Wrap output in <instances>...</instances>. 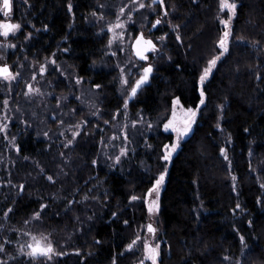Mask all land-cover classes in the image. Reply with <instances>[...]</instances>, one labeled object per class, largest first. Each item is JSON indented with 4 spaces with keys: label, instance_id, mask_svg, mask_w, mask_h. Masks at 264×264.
<instances>
[{
    "label": "trees",
    "instance_id": "trees-1",
    "mask_svg": "<svg viewBox=\"0 0 264 264\" xmlns=\"http://www.w3.org/2000/svg\"><path fill=\"white\" fill-rule=\"evenodd\" d=\"M29 2L27 21L38 31H31L11 89L0 84V109L7 99L9 118L0 132V264H137L140 249L125 246L141 236L149 181L165 167L160 264H264V0H236L229 51L203 85L193 133L169 164L160 157L173 135L162 127L173 98L185 108L200 99V74L218 54L220 0H169L180 39L157 32L167 40L166 56L133 97L137 62L104 33L119 9L114 0ZM150 17L146 11L142 23ZM41 64L47 74L40 95L25 96L23 85ZM78 122V136L65 147L68 126ZM121 147L127 155L110 167ZM23 231L45 236L65 254L18 258L14 240Z\"/></svg>",
    "mask_w": 264,
    "mask_h": 264
},
{
    "label": "rangeland",
    "instance_id": "rangeland-1",
    "mask_svg": "<svg viewBox=\"0 0 264 264\" xmlns=\"http://www.w3.org/2000/svg\"><path fill=\"white\" fill-rule=\"evenodd\" d=\"M21 1H23V3ZM114 2L116 4L117 8L118 7H119V9L121 7L124 8L123 13H121L119 11V9L117 10V13H116V17L119 16L120 20L124 21V25L122 28L121 27H114L113 31H109L108 26H107L104 29V33L107 34L109 40L110 39L112 40L111 45L113 47L116 45H120L122 51H124V49H128L131 59H133L134 61L137 62V65H136L137 66V73H136L135 80L139 78L138 73L140 72V70L143 67L147 66L148 64L153 65L152 75L155 74L156 67H157L158 63L161 62L166 56L165 46H166V41H167L165 36H158L157 32L160 29H165L168 31V33H173L174 35L178 36L180 26L178 24H176L173 20L174 16L176 15V10H174L173 7L170 5L169 0H168V3H167V0H165V5H164V8L167 11V15H164V12L160 6H155L153 4L154 0H131L130 2L129 1L123 2V0H114ZM230 2L236 3V0H230ZM141 3L144 5V7H139V5ZM167 4H168V6H167ZM236 5L238 7L237 3H236ZM13 8H14L15 13L13 14V16L10 15L8 20L13 24H16V23L21 24V28L15 30L14 32L9 33V35L7 37L4 36V38L2 39V42L5 41L7 45L6 46H4V45L0 46V63H4L7 55H11V54L13 55L15 52H18V51L20 53L17 56L16 55L10 56L11 57L10 66L12 69L11 73L16 78L11 79V80L5 79V78L0 79L1 86L2 85H8L10 87V89H11L12 82L16 81V79L20 75V71H21L20 64L22 63L21 58L25 59L26 55H27V50H25V45L28 42V40L30 39V37L33 36L31 31L35 30V29H33V26H30L28 21H27V17H28L27 15H28V12L31 8V3L29 2V0H17V2L14 3ZM102 8H104V7L102 6ZM105 10H107L106 6H105ZM146 11L151 12V17L146 24H143L142 23L143 18H141V17L144 16ZM219 12L220 13L217 17V20H218V24H219V27L221 30V32H220V36H221L225 30L232 31L233 21L235 19L236 14L233 15L232 20L229 23L228 29H226L225 25L220 23V20L221 19H227L229 12L227 9H224L223 11L220 10ZM129 13H131V19H129V17H128ZM116 17H115L114 21H112V23H110V24L116 25L119 23V21H117ZM157 18L160 19L161 23L156 25L154 27L155 28L154 33L149 35L148 33L151 30V28L153 27V25L155 24V21L157 20ZM133 23L134 24L136 23L138 26L137 30L134 32L130 30V27H131L130 25ZM35 31L37 32L38 30H35ZM29 33H31L30 36L28 35ZM114 33L117 34V35H115V37H114ZM139 33H143V35L145 37H148V36L151 37L154 44L156 45V49L151 50L148 53V55H147L148 60H146L145 62L139 61L135 57L133 50H132V44H133L135 38L137 37V35ZM25 37H28V38L25 39ZM161 37H163V39H161ZM231 40H232V32H231V35L228 37V45H230ZM9 45H15V47H11ZM216 47L218 49V53L220 51H222L221 49H219L218 44L216 45ZM52 60L53 59L51 58V60H50L51 63H52ZM44 65L46 68L45 72L41 73L40 67H39L37 72H36L35 79H33V75H32L30 78V82L23 85V87L25 88L24 93L28 92L27 86L29 84H31L32 88L39 89V92L29 93V95H34V94L40 95L41 91H40V86L38 84L40 83L39 81L43 80L47 74V65L46 64H44ZM23 80L26 81L27 80L26 77H25V79L23 78ZM35 84H37V85H35ZM198 84H199L198 90L200 91V88L203 86L200 83H198ZM82 91H89V90L83 89ZM86 97H88V99L90 98V91L86 92ZM197 104H199V101ZM3 105H4V101H3ZM202 106L203 105H200V109ZM185 109L186 108L183 107L181 104L177 105L175 107V115H173V110H174L173 104L171 105L169 119L173 120L177 127H181L183 125L184 120L187 117V113H186ZM200 109L197 111L196 120L192 125L191 131L186 136H184L183 139L180 141V144H179L177 150L172 153V158L177 153L182 142H184L193 133V130L195 128V125L197 122V117H198ZM4 125H7V128L3 131V132H6V130L8 129V125H9V118L7 117V111H6L5 105H4L3 109H0V127H3ZM68 130L72 134L73 129H71V130L68 129ZM162 130L165 133H169V134L173 135L172 143H174L176 141V137H177L176 132L172 131L171 129L168 131H165L164 127H162ZM172 158H171V160H172ZM171 160L166 161V163L169 164L171 162ZM164 187H165V184L163 183L159 188V197H158L159 210L158 211H154L153 213H149L148 212V204L145 202V198H144V203L146 206L148 216H147V220L144 224L143 232L140 236L141 239L137 240V242L135 244V245H137V248H139L141 251L140 259H143L144 241L145 240H147L149 244H153V245L156 242H159L160 245H162V243H163V240H162L163 225H162L160 217H159V212H160V199H161V195H162V191H163ZM147 199L148 200H155V199H157V196L155 193H153L151 196H148ZM148 223H152L153 226L157 229V231L154 235L147 231V224ZM33 237H36V239H40L41 237L46 238L45 236L31 235V234H28L24 231L20 234H17V237L14 240V244L16 245L15 254L17 255L18 258L22 257V258H26V259H33L32 257H29L25 253H22L19 251L20 246L26 245L27 243L32 242ZM46 240H47V238H46ZM38 258H43V257H37L36 259H38ZM145 264H151V261L146 260ZM159 264H160V258H159Z\"/></svg>",
    "mask_w": 264,
    "mask_h": 264
},
{
    "label": "snow or ice",
    "instance_id": "snow-or-ice-1",
    "mask_svg": "<svg viewBox=\"0 0 264 264\" xmlns=\"http://www.w3.org/2000/svg\"><path fill=\"white\" fill-rule=\"evenodd\" d=\"M154 2H155V0H154ZM163 3H164V0H160L161 6H163ZM72 7H73V5L71 3H69V5H68L69 11H71ZM139 7H144V5L141 3L139 5ZM219 7H220L221 11H223L224 9H227L229 12L227 19H221L220 20V23L225 25V28L228 29L229 23L232 20L233 15L236 14L237 5L235 2H230V0H220ZM11 8H12L11 0H3L2 9L5 12V14H7L11 10ZM119 11L121 13H123L124 8L121 7L119 9ZM164 15H167V12H165ZM128 17H129V19H131V13L128 14ZM116 19H117V21H119V23L116 25L109 24L108 25L109 31H113L114 27H121V28L123 27L124 21H121L119 16H117ZM160 23H161L160 19L157 18L153 27H155L156 25H158ZM44 27L47 28V25H45ZM19 28H21V24H19V23L13 24V23H9V22H2V23H0V34L7 37L9 35V33L14 32L15 30H17ZM28 35L30 36L31 33H29ZM115 35H117V34L114 33V37H115ZM230 35H231V31L225 30L223 32V34L220 36L219 40L217 41L219 49H221L222 51H220L218 53V55L213 56L211 59H209L207 61V66L203 68V70L200 74V77H199V83L202 86L205 84V81L209 78L213 69L217 66V61L220 60V58L223 57L225 55V53L229 51L228 37ZM27 38L28 37H25V39H27ZM161 39H163V37H161ZM177 39H180V37L177 36ZM108 43H109V45H111L112 40L110 39ZM9 46L15 47V45H9ZM133 48L135 51V55L137 57H139L141 60L146 61V60H148V56L145 55V53L148 52L149 50H155L156 45L152 42V40L150 38H145L143 33H141L140 35H138L136 37L135 43L133 44ZM65 51H67V49H65ZM113 54L115 55V53H113ZM52 63L55 64L56 61L53 59ZM45 70H46L45 65L41 64L40 65V72L43 73V72H45ZM152 72H153V65L152 64H148L147 66L143 67L140 70V72L138 73L139 78L135 80V83L130 88L129 96H135L137 94L138 89H140L142 87V85H144L149 80V74ZM35 75L36 74L33 73V79H35ZM0 77H4L5 79H9V80L16 78L10 72L9 67L6 64L0 66ZM258 78H259V74H258ZM81 79H82L81 77L77 76L76 77V83L79 84L81 82ZM120 82L122 85H127L129 83V79L125 76L123 71L121 72ZM27 87H28V92L25 93L26 96L29 95V93L39 92V89L32 88L31 84H29ZM95 87L99 88L101 86L95 85ZM199 96H200L199 104H197L195 107H188L185 109V111L187 113V117L184 120L183 125L181 127H177L175 125L174 121L171 119L167 120L164 123L163 127H164L165 131H168L171 129L172 131L177 133V137H176V141L174 143L164 145V154L160 157V159H162L164 161L171 160L172 153L177 150V148L180 144V141L183 139L184 136H186L191 131L192 125L196 120L197 111L200 109V105L205 104L206 91H205L204 87L200 88ZM59 103H60V100L57 99V104H59ZM127 104H128V99L126 98L124 107H127ZM172 104H173V109H174L173 115H175V107L177 105H180V98L179 97L173 98ZM4 105H5V107H7V105H8L7 99L4 101ZM220 107L223 108L224 105H220ZM117 111L119 112L120 109H117ZM92 115H97V113L93 112ZM83 122L87 123V121H83ZM105 123H108V121H105ZM132 123L135 124L136 121H133ZM68 127L70 130L74 127L75 130L72 131V138L67 139V143L65 144V147L73 144L74 140L78 136L79 130H80V122H78L75 126L69 125ZM149 127H151V125H149ZM217 127H221L219 122L217 123ZM6 128H7V125L0 127V132H3ZM61 134H63V133H61ZM44 135L47 136L48 133L45 132ZM101 139L103 140V137ZM12 140L14 141L15 137H12ZM125 140H127V136H125ZM220 151L222 154H224L225 160H227L228 157H227V153H226L225 148L222 147L220 149ZM61 155H63V153H61ZM125 155H127V149L121 147L120 148V154L115 156L114 158H112V159H114L115 163L110 165V167H115L116 164L120 163L121 157L125 156ZM92 163L95 164V163H97V161L93 160ZM41 171L43 172L44 169H41ZM166 171H167V167H165L164 171H161L158 174V176L156 177L154 182H152L151 180L149 181L150 183H152V187L148 189V193L145 196V202L148 204V212L149 213H153L154 211L159 210V203H158L159 188L164 183ZM47 179L51 181L54 179V177L49 175L47 177ZM233 180H235V177H233ZM9 183H11V182L9 181ZM261 186L264 187V185H261ZM23 187H24V185H20L21 190H23ZM153 193L156 194L157 199L148 200L147 197L151 196ZM84 198L85 199L88 198L87 194H85ZM130 199L131 200H137L139 198L136 196H131ZM68 203L72 204L73 201L70 200ZM40 208L44 209V208H46V205L41 204ZM236 208H240V205L237 204ZM6 215H7V213H6ZM112 215L116 216L117 213L113 212ZM40 216H41L40 212L34 213L35 218H39ZM25 223H28V221H25ZM124 223L128 224L129 222L126 220V221H124ZM250 223H251V221H250ZM147 231L154 235L156 233L157 229L153 226L152 223H148L147 224ZM140 239H141V237L139 235H137L136 238L134 240H132L130 243H128L125 247L129 250L132 249L134 247V245L136 244L137 240H140ZM244 239L245 238L243 236H240L241 242H243ZM96 242L99 243V241H96ZM0 250H3V245H0ZM19 251L22 253H25L29 257H32L33 259H36L37 257H44L48 260H51L53 253H55L56 255H61V256L65 254L62 251H56L51 240H46V238H44V237H41L40 239H36V237H33L32 242L27 243L26 245H21ZM75 251L79 252L80 250L76 249ZM160 256H161V245H160V243L156 242L153 245V244H149L148 241L145 240L144 241L143 259H140L137 262V264H145L146 260L151 261V264H159ZM225 259H228V257H225ZM113 264H116L115 260L113 261Z\"/></svg>",
    "mask_w": 264,
    "mask_h": 264
},
{
    "label": "flooded vegetation",
    "instance_id": "flooded-vegetation-1",
    "mask_svg": "<svg viewBox=\"0 0 264 264\" xmlns=\"http://www.w3.org/2000/svg\"><path fill=\"white\" fill-rule=\"evenodd\" d=\"M15 2H17V0H11V3H12V8H11V10L7 13V14H5V12L3 11V9H2V3H3V0H0V23H2V22H9V23H11L9 20H8V18H9V16L11 15V16H13V14L15 13L14 12V8H13V5H14V3ZM22 3H23V1H21ZM153 4L155 5V6H160L161 8H162V10H163V12L165 13V12H167L166 11V9L164 8V5H165V0H164V3H163V6H161V4H160V0H155V2H153ZM154 31H155V28L154 27H152L151 28V30L149 31V35H151V34H153L154 33ZM140 34V33H139ZM138 36V35H137ZM145 37V36H144ZM4 38V36L2 35V34H0V46L1 45H4V46H6L7 44H6V42L4 43V42H2V39ZM145 38H150L151 40H152V38L151 37H145ZM136 39V38H135ZM135 41V40H134ZM152 42H153V40H152ZM4 43V44H3ZM154 43V42H153ZM151 50H149L148 52H146L145 53V55H148V53L150 52ZM10 56H12V54L11 55H7V57H6V59H5V61H4V63H0V66H2V65H8V67H9V70H10V72H12V69H11V66H10V60H11V57ZM141 62H145V60H143V61H141ZM4 77H0V79H3Z\"/></svg>",
    "mask_w": 264,
    "mask_h": 264
},
{
    "label": "water",
    "instance_id": "water-1",
    "mask_svg": "<svg viewBox=\"0 0 264 264\" xmlns=\"http://www.w3.org/2000/svg\"><path fill=\"white\" fill-rule=\"evenodd\" d=\"M140 34H141V33H140ZM140 34H138V35H140ZM134 43H135V41L133 42V44H134ZM133 44H132V50H133V53H134V55H135V51H134V48H133ZM135 57H136L139 61H143V60H141L139 57H137L136 55H135ZM151 74H152V73L149 74V80H150ZM149 80H148L144 85H142L141 88L147 86V84L149 83ZM141 88H140V89H141ZM140 89H138V91H139ZM138 91H137V92H138ZM132 97H133V96H132Z\"/></svg>",
    "mask_w": 264,
    "mask_h": 264
}]
</instances>
